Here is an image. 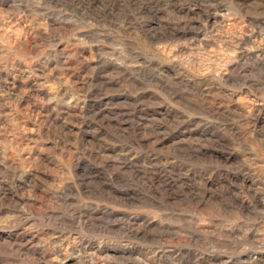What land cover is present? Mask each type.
<instances>
[{"label":"rangeland","instance_id":"obj_1","mask_svg":"<svg viewBox=\"0 0 264 264\" xmlns=\"http://www.w3.org/2000/svg\"><path fill=\"white\" fill-rule=\"evenodd\" d=\"M0 264H264V0H0Z\"/></svg>","mask_w":264,"mask_h":264}]
</instances>
